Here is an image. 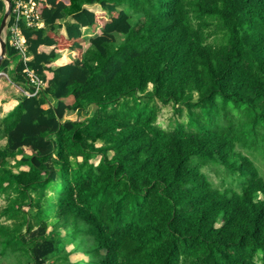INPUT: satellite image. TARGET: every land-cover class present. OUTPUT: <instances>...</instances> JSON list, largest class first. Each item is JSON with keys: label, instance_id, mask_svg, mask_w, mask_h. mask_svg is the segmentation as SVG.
Instances as JSON below:
<instances>
[{"label": "trees", "instance_id": "1", "mask_svg": "<svg viewBox=\"0 0 264 264\" xmlns=\"http://www.w3.org/2000/svg\"><path fill=\"white\" fill-rule=\"evenodd\" d=\"M36 1L28 59L6 39L0 62L42 82L0 116V264H70L83 225L94 253L73 264H264V178L237 150L264 144V0ZM92 4L107 19L84 47ZM156 100L187 123L160 127ZM209 160L240 191L214 187Z\"/></svg>", "mask_w": 264, "mask_h": 264}, {"label": "rangeland", "instance_id": "2", "mask_svg": "<svg viewBox=\"0 0 264 264\" xmlns=\"http://www.w3.org/2000/svg\"><path fill=\"white\" fill-rule=\"evenodd\" d=\"M88 7L92 10H94L97 14V24L95 27H89L86 29H82L84 34V47L88 45V38H90L92 35L97 34L101 31L102 24L107 19V16H105L104 12L100 9L98 4H92L88 5ZM3 11H0V20L2 17ZM2 37L5 38V32L3 30ZM66 51V50H62ZM67 59H72V53L67 50ZM11 70L8 69L6 71V75H2L0 78V84H3L2 90L7 91V95H21L22 92L18 90L15 83H11L10 77H11ZM157 105V118L156 123L164 128V129H171L173 126H175L176 122L180 123H187V109L184 106H181V111L175 110V107L171 103L162 104L159 101L156 100ZM94 110V106L90 105L88 107V113H91ZM231 113L235 115V111L232 110ZM84 116V114H77L76 112L72 111H66L64 118L66 119H80ZM4 143V140L0 142V145ZM257 149H251L246 148L242 146L241 144L237 145V150H240L245 155H247L257 166V169L259 171V174L264 178V144L258 143ZM94 161H97V158L93 159ZM202 172L206 175L207 179L211 182V184L220 189H232L235 191H240V188L244 182L243 177L238 175V173H233L228 171L227 168L224 166L216 163L215 161H207L203 166L201 167ZM48 193H51L49 190ZM4 203V200H1V204ZM84 230L80 232L81 239L76 238L75 239V246L78 244L79 241V248L77 250H72L73 244L68 240V237L65 235V229L63 227L58 228L60 237L65 240V248L66 250H70L71 253L69 255L70 264H73L75 261L81 260L85 261L89 258V255H93L94 253V241L91 237V240H89V233L86 229V225H83ZM99 252H103L102 250H99ZM89 254V255H88ZM2 257L0 255V262L2 261ZM98 257V256H97ZM6 259V257H4ZM8 261V260H7ZM49 264H56V262H50ZM79 264H85L84 262H79Z\"/></svg>", "mask_w": 264, "mask_h": 264}, {"label": "built area", "instance_id": "3", "mask_svg": "<svg viewBox=\"0 0 264 264\" xmlns=\"http://www.w3.org/2000/svg\"><path fill=\"white\" fill-rule=\"evenodd\" d=\"M36 0H11V7L8 18L6 20L5 34L10 45H12L16 51L19 59L26 61V46L25 39L20 31V23H24L27 27H42L43 21L40 15L36 11ZM12 22L9 23V20ZM27 76L29 82L33 85V92L29 93L25 91V94H35L40 90L42 82L41 80L28 68L23 70ZM1 75H5V72H0Z\"/></svg>", "mask_w": 264, "mask_h": 264}, {"label": "crops", "instance_id": "4", "mask_svg": "<svg viewBox=\"0 0 264 264\" xmlns=\"http://www.w3.org/2000/svg\"><path fill=\"white\" fill-rule=\"evenodd\" d=\"M87 27H83L82 29H86ZM61 33H64V30L63 29H61ZM40 49L41 50H45V51H47V50H49V47H46V46H41L40 47ZM66 51H62L61 53H60V55L61 56H65V57H68L67 55V49H65ZM52 65H55V63H53ZM15 67V61L13 60L12 61V63L9 65V69L12 71V69ZM6 72V71H5ZM2 76H0V78H1ZM10 81H11V83H15V82H13L12 80H11V78H10ZM3 84H5V83H3ZM3 84H0V116H2V115H4L5 113H6V111H7V107H6V104L9 102V101H11V100H13L12 98H14V97H17L18 95H7V91H5V90H2V85ZM16 84V87L18 88V90L19 91H21V92H23V91H26V89H25V87L24 86H22V85H20V84H18V83H15Z\"/></svg>", "mask_w": 264, "mask_h": 264}, {"label": "water", "instance_id": "5", "mask_svg": "<svg viewBox=\"0 0 264 264\" xmlns=\"http://www.w3.org/2000/svg\"><path fill=\"white\" fill-rule=\"evenodd\" d=\"M3 1H5L6 4H5V8H4L1 20H0V62L3 58L6 57V53H5L6 42H5L4 38L2 37V32L5 28L6 20H7V17L9 15L10 7H11V1L10 0H3Z\"/></svg>", "mask_w": 264, "mask_h": 264}, {"label": "clouds", "instance_id": "6", "mask_svg": "<svg viewBox=\"0 0 264 264\" xmlns=\"http://www.w3.org/2000/svg\"><path fill=\"white\" fill-rule=\"evenodd\" d=\"M3 1V0H2ZM11 1V0H10ZM3 3H4V8H5V1H3ZM4 11V10H3ZM8 18V17H7ZM5 29H6V25H5V28H4V32H5ZM6 39H7V35L5 34V38H4V40H5V42H6ZM8 41V40H7ZM18 59H19V57H18ZM0 72H5V71H0ZM5 75H6V72H5ZM0 76H2L1 74H0ZM25 91H23L22 93H24Z\"/></svg>", "mask_w": 264, "mask_h": 264}]
</instances>
